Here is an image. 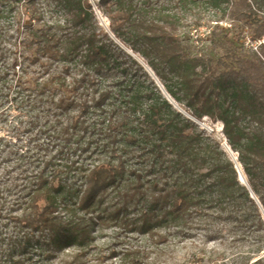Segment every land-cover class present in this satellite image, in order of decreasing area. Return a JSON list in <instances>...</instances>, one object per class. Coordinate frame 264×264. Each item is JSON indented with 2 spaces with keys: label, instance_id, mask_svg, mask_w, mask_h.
<instances>
[{
  "label": "trees",
  "instance_id": "obj_1",
  "mask_svg": "<svg viewBox=\"0 0 264 264\" xmlns=\"http://www.w3.org/2000/svg\"><path fill=\"white\" fill-rule=\"evenodd\" d=\"M192 1L99 0L112 37L90 0H0V122L18 112L25 138L0 151L20 161L0 178V264H264V44L206 56L221 27L202 47L199 21L179 31ZM207 2L264 39V0ZM148 69L223 124L248 185Z\"/></svg>",
  "mask_w": 264,
  "mask_h": 264
},
{
  "label": "rangeland",
  "instance_id": "obj_2",
  "mask_svg": "<svg viewBox=\"0 0 264 264\" xmlns=\"http://www.w3.org/2000/svg\"><path fill=\"white\" fill-rule=\"evenodd\" d=\"M192 1V0H191ZM99 0H90V4L93 8V11L97 15L101 26L105 29L107 33H109V21L107 18L103 17V15L100 13L97 5ZM180 10V9H179ZM184 11L183 15L186 18L182 21L180 30L184 34L188 33L191 28H193L195 25V21H199L202 26H206L208 28L213 29V27L216 24H219L221 28L217 29V35L215 36L216 40L221 41V47H215L213 42L207 43L204 47V52L206 56H221V60H224L225 62H230L229 57H227V54L230 52L228 50H231L232 48H236V51L238 54L250 56L251 54L257 53L260 54V45L264 44V39L261 41H253V33H252V27L248 24H245L243 21H238L234 19L228 12L229 9L226 7V5L221 4V7L219 9H214L210 6V4L207 2V0H197L192 1V3H189L186 7H183L182 9ZM264 18V15H263ZM219 22V23H217ZM217 26V25H216ZM215 26V27H216ZM109 29V30H108ZM111 32V31H110ZM231 45H233L231 47ZM187 52H189L187 50ZM190 53V52H189ZM188 53V54H189ZM192 53V52H191ZM194 55V53H193ZM224 67H221L223 69ZM12 116H18V112H10L8 114V117H4L5 123L0 122V151L1 148L4 147L5 144L11 145V143L15 144L16 146H22L24 140L18 141L12 140L10 138L11 135L14 133H17L13 129V125L10 123L13 121ZM204 124V126H201L202 129H206L207 132L211 133L217 141L221 143V146H223V143H227V140L225 136L222 133L223 130V124L221 122H212L209 119H204V122H201ZM204 129V130H205ZM212 130V131H211ZM10 134V135H9ZM29 137H27L26 140H28ZM226 149V148H225ZM235 157H237V154L233 153ZM5 157L4 152H0V178L1 175H4L5 172H11L9 171L10 168L18 164L16 161H11L10 163H4L3 159ZM5 161V159H4ZM6 162V161H5ZM23 164V162H21ZM19 172H23L22 169L17 170L12 175L18 174ZM4 177V176H3ZM3 179V178H2ZM3 224V223H2ZM110 230L103 231V236H106V234H109ZM106 240V238L98 240V243H102ZM211 247L216 246V244H211ZM57 259L54 261V263H50L47 261H42L35 263V260H41V258H38L37 256L33 257L34 260L29 259V257H26L25 260H31L28 262H24V264H59L60 259H62V254L56 255Z\"/></svg>",
  "mask_w": 264,
  "mask_h": 264
},
{
  "label": "water",
  "instance_id": "obj_3",
  "mask_svg": "<svg viewBox=\"0 0 264 264\" xmlns=\"http://www.w3.org/2000/svg\"><path fill=\"white\" fill-rule=\"evenodd\" d=\"M109 30V29H108ZM109 35L113 37V34L109 31ZM121 46H123L121 44ZM130 54L133 55V53L131 51H128ZM135 56V55H133ZM148 71L151 73L152 76H154L158 86L161 87V89L163 90L164 94L166 95V97L168 98V100L174 105V107H176L177 109L180 110V112L184 115H186L187 117H189L191 120L195 121L198 125L200 126H204V124H202L201 122H198L197 120H195L194 118H192L188 113H186L181 107H179L172 99L171 97L164 91V88L161 86V84L159 83L158 79L155 77L154 73L148 69ZM205 129V128H204ZM206 130V129H205ZM212 131V130H211ZM223 146L226 148V150L230 153L231 157H232V160L235 162L236 164V169H237V172H238V175H239V180L241 183L245 184V185H248L247 184V180H246V177L243 173V170L241 168V166L239 165V163L237 162V157H235L233 155V152L231 151L230 147L228 146V144L225 142L223 143ZM254 196V195H253Z\"/></svg>",
  "mask_w": 264,
  "mask_h": 264
},
{
  "label": "built area",
  "instance_id": "obj_4",
  "mask_svg": "<svg viewBox=\"0 0 264 264\" xmlns=\"http://www.w3.org/2000/svg\"><path fill=\"white\" fill-rule=\"evenodd\" d=\"M212 29L208 27H198L191 31V37L196 46L202 47L209 37Z\"/></svg>",
  "mask_w": 264,
  "mask_h": 264
}]
</instances>
